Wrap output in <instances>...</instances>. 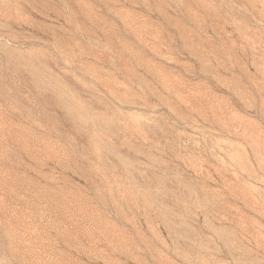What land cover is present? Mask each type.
Returning a JSON list of instances; mask_svg holds the SVG:
<instances>
[{"label":"rangeland","instance_id":"rangeland-1","mask_svg":"<svg viewBox=\"0 0 264 264\" xmlns=\"http://www.w3.org/2000/svg\"><path fill=\"white\" fill-rule=\"evenodd\" d=\"M0 264H264V0H0Z\"/></svg>","mask_w":264,"mask_h":264}]
</instances>
